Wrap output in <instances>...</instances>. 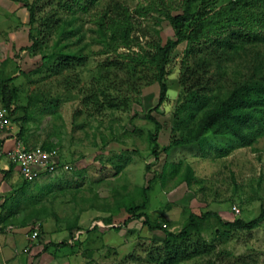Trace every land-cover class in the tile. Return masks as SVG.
Instances as JSON below:
<instances>
[{"label":"rangeland","instance_id":"rangeland-1","mask_svg":"<svg viewBox=\"0 0 264 264\" xmlns=\"http://www.w3.org/2000/svg\"><path fill=\"white\" fill-rule=\"evenodd\" d=\"M113 1L124 5L130 15L132 42L130 47L105 53L96 19ZM186 1L99 0L87 14H76L77 20L61 33L55 26L57 19L62 25L74 16L59 9L57 0H30L37 4L38 25L43 23V31L38 47L21 51L33 44L29 11L19 0H0V71L7 76L18 74V69L24 72L15 84L22 106L34 102L25 122L31 146L47 144L57 152L59 162L54 174L23 188L17 168L5 176L11 162L0 154V246L19 238L16 249L10 251L5 245L0 250L1 264H13L16 259L24 264H159L149 253L163 240L162 231H151L143 219L133 220L120 231L107 221L112 217V226L126 221L130 217L126 206L141 202V192L149 186L147 212L151 220L173 232L182 229L191 213L217 212L225 222L236 218L249 222L260 215L264 207V134L247 146L230 143V136L210 133L197 145L162 152L157 161L152 155L150 134L157 129L144 115L158 104L160 87L154 80V67L133 66L132 60L148 56L157 43L164 45L175 37L168 15L181 13ZM228 2L219 0L208 8L215 11ZM188 46L185 41L174 49L167 101L152 113L162 124L158 141L163 147L171 143L173 115L185 97L180 78L197 57H189ZM51 52L57 55L45 63L44 55ZM65 55L85 62L80 65L75 61L61 74L54 73ZM235 56V62L221 69L214 62L208 74H218L227 89L264 63V43H248ZM24 115L20 111L8 118L9 128L0 132V142L18 136L24 121L14 119ZM230 146L232 154L222 156ZM120 156L127 164L113 175L111 162L123 164ZM189 166L194 178L191 185L184 180ZM78 172L84 173V179ZM71 225L81 229L73 227L71 231ZM93 225L97 228L89 233ZM204 226L205 237L210 239L218 228L217 220L213 218ZM37 227L39 236L33 239ZM71 234L79 246H51L45 251L48 244L70 240ZM181 264H264V222L253 231L236 232L228 241L214 243L211 252Z\"/></svg>","mask_w":264,"mask_h":264},{"label":"trees","instance_id":"trees-1","mask_svg":"<svg viewBox=\"0 0 264 264\" xmlns=\"http://www.w3.org/2000/svg\"><path fill=\"white\" fill-rule=\"evenodd\" d=\"M19 2H22L29 11V39L33 41L31 47L22 48L21 51L33 50L39 46L43 23L38 25V11L35 2L32 3L30 0H19ZM98 2L99 0H57L56 6L72 14L74 18L70 21L63 20L62 25L59 24L61 20L57 19L55 26L59 27L61 33H66L67 26L77 20L76 14H87L90 8L97 5ZM217 2L219 0L213 2L187 0L181 13L168 15L175 37L168 39L164 45L157 43L155 51L148 56H138L132 60L133 66L140 63L154 67V80L160 87L158 104L144 115L147 120L154 123L157 129L155 134H150V141L153 145L152 155L156 161L162 152L169 153L174 148L191 144L197 145L210 133L215 136H230L229 138L233 139H230V143L236 141L247 146H250L257 136L264 134V63L261 65L260 62L253 68V74L228 86V89L223 86L224 81L219 79L218 74L208 75L214 62H217L216 67L221 69L226 63L235 62L237 51L248 43H264V0H229L225 6H221L218 10L213 11L208 8L209 3ZM129 16L124 5L114 2L113 6L110 5L109 8H106L100 18L96 19L97 33L105 46V53L117 52L121 46H131L130 37L133 26ZM47 22V25L51 26V20L48 19ZM36 32H38V36H36ZM185 41L189 45L187 49L189 57L191 55L197 57L191 59V65L187 66L180 78V84L185 89V97L173 115L171 143L163 147L158 141V133L162 129V124L152 113L158 112L167 101L170 89L168 78L170 76L169 66L172 62L171 56L174 49ZM209 44L211 45L209 46ZM230 51H235V55L230 54ZM56 55L51 52L49 55H44L43 59L47 63ZM210 55L217 58H211ZM65 56L54 68V73L61 74L63 70L71 68L76 63L75 61H78L80 65L85 62V59L75 55ZM207 57H209L208 60H206ZM23 74L24 72L20 69H18V74L13 76L4 75L0 71V106L6 110L7 118L14 117L20 111L25 113L24 117L14 119L17 123L24 121L20 126L18 137L29 149H35L37 147L31 146L30 136L27 135L29 128L25 124L30 117L29 109L34 102L30 100L27 106H22L20 104V89L15 84L19 76ZM109 105H113V102L109 101ZM176 133L178 134L176 135ZM40 148L48 152H55L47 144ZM226 152L227 154L222 156L232 154L233 146L228 147ZM118 160L123 164L111 162L113 175H118L127 164L126 158L122 156ZM62 166L64 167V164ZM151 166L149 165L148 168L150 169ZM15 168L16 166L11 164L10 170L5 172V176L8 177ZM69 171L66 170V172ZM76 174L84 179L83 172ZM184 178L188 185L192 184L194 178L193 169L190 166L187 168ZM34 183L24 180L23 188ZM150 187L142 190L141 202H131L126 206L130 215L126 221L119 226H112V217L107 221L111 224L112 229L120 231L133 220L143 219V223L151 231H162L163 240L158 241L160 245L149 253L150 258H158L159 264H181L201 257L211 252L214 243H224L236 232L253 231L264 222V207L260 215L249 222L240 218L225 222L217 212L208 211L201 214L191 213L182 229L173 232L167 226L164 227L161 222L156 223L151 220L147 212ZM213 218L217 220L218 228L214 230L210 239H206L207 229L204 225ZM97 220L99 221V219ZM94 225L87 230L89 233L97 228ZM73 227H76L77 230L81 229L71 225L69 227L71 231L74 229ZM79 245V240L71 234L70 240H64L58 244H48L45 251L49 250L51 246L67 248Z\"/></svg>","mask_w":264,"mask_h":264},{"label":"built area","instance_id":"built-area-1","mask_svg":"<svg viewBox=\"0 0 264 264\" xmlns=\"http://www.w3.org/2000/svg\"><path fill=\"white\" fill-rule=\"evenodd\" d=\"M9 128L6 110L0 106V132ZM9 161L19 170L23 180L34 183L44 175L54 174L59 168L57 152H48L38 147L29 149L24 141L14 136V147L7 152ZM68 167L65 166V169ZM234 211L239 214L237 207ZM33 239L39 236L38 227L33 232Z\"/></svg>","mask_w":264,"mask_h":264},{"label":"crops","instance_id":"crops-1","mask_svg":"<svg viewBox=\"0 0 264 264\" xmlns=\"http://www.w3.org/2000/svg\"><path fill=\"white\" fill-rule=\"evenodd\" d=\"M3 142V143H2ZM2 142H0V152L1 153H4V157L3 158H5V157H7V152L9 151V150H11L13 147H14V139L13 140H9V141H2ZM9 142H11V144L9 143ZM0 153V154H1ZM6 159V158H5ZM12 164V163H11ZM11 164H10V167H11ZM44 177H46V176H44ZM32 232V231H31ZM31 233L29 234V235H27L26 237L23 235V237H25V244H24V246L21 248V251L23 252L24 251V249L27 247V245H28V238H30L31 236ZM28 237V238H27ZM18 237H14L13 238V240L10 242V244L9 243H7V242H5V241H3V244H2V246H0V250L1 249H3V247H6V248H8L10 251L12 250V248L13 247H15V249L17 248L16 246H17V242H18ZM6 245V246H5ZM11 247V248H10ZM14 254H16V253H14ZM1 262V261H0ZM1 264V263H0ZM13 264H24V262L22 261V260H15L14 261V263Z\"/></svg>","mask_w":264,"mask_h":264},{"label":"clouds","instance_id":"clouds-1","mask_svg":"<svg viewBox=\"0 0 264 264\" xmlns=\"http://www.w3.org/2000/svg\"><path fill=\"white\" fill-rule=\"evenodd\" d=\"M164 227H166V226H164Z\"/></svg>","mask_w":264,"mask_h":264}]
</instances>
